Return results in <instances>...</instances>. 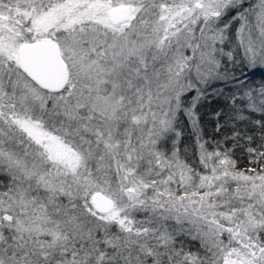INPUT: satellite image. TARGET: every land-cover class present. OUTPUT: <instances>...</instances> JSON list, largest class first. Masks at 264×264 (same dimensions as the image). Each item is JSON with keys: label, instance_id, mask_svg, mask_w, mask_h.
I'll return each mask as SVG.
<instances>
[{"label": "snow or ice", "instance_id": "1", "mask_svg": "<svg viewBox=\"0 0 264 264\" xmlns=\"http://www.w3.org/2000/svg\"><path fill=\"white\" fill-rule=\"evenodd\" d=\"M257 71L264 0H0V264H264Z\"/></svg>", "mask_w": 264, "mask_h": 264}, {"label": "trees", "instance_id": "2", "mask_svg": "<svg viewBox=\"0 0 264 264\" xmlns=\"http://www.w3.org/2000/svg\"><path fill=\"white\" fill-rule=\"evenodd\" d=\"M250 78L253 81L259 82L260 80L264 79V74L261 71H257L251 74ZM209 108H214L215 105L214 104H210L208 106ZM242 164L246 163L245 161H241Z\"/></svg>", "mask_w": 264, "mask_h": 264}, {"label": "rangeland", "instance_id": "3", "mask_svg": "<svg viewBox=\"0 0 264 264\" xmlns=\"http://www.w3.org/2000/svg\"><path fill=\"white\" fill-rule=\"evenodd\" d=\"M264 74V71H261Z\"/></svg>", "mask_w": 264, "mask_h": 264}]
</instances>
